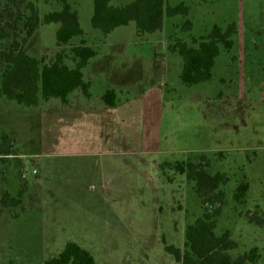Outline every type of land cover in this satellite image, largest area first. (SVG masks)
<instances>
[{
    "label": "rangeland",
    "instance_id": "374dc122",
    "mask_svg": "<svg viewBox=\"0 0 264 264\" xmlns=\"http://www.w3.org/2000/svg\"><path fill=\"white\" fill-rule=\"evenodd\" d=\"M28 1L40 15L60 9L58 0H0V9L23 10ZM68 1L97 53L83 69L90 104L112 90L109 118L116 127L92 116L90 128L78 131L70 111L51 108L58 99L25 107L0 98V150L3 134L9 147L0 154V264H38L68 241L88 250L96 264H178L164 246L184 250L186 226L203 210L194 184L173 166L201 156L211 172L229 177L215 234L229 232L238 245L233 257L256 247L255 264H264V225L246 218L264 217V0H167L184 2L188 15L165 16L160 31L141 36L132 23L103 35L90 24L92 0ZM186 19L192 26L184 31ZM232 23L233 45L220 46L211 79L183 84L182 59L168 46L192 45L214 25ZM57 27L41 24L24 45L27 53L51 58L60 50ZM65 63L73 66L69 58ZM72 97L86 96L77 88ZM242 180L249 187L236 203Z\"/></svg>",
    "mask_w": 264,
    "mask_h": 264
},
{
    "label": "trees",
    "instance_id": "16d2710c",
    "mask_svg": "<svg viewBox=\"0 0 264 264\" xmlns=\"http://www.w3.org/2000/svg\"><path fill=\"white\" fill-rule=\"evenodd\" d=\"M58 1L60 9L43 15L39 14L31 1L25 4L23 10L18 7L14 11L8 4L0 9V46L3 41L9 40L6 47L0 48V98L25 107H33L49 99H59L62 103H67L69 94L77 88L84 96H89V82L83 79V69L97 53L83 38L84 31L80 25L78 11L68 0ZM188 12L189 6L184 2L171 5L167 0H130L123 5H113L111 0H92L90 24L92 28L107 35L116 27L132 23L136 35L141 36L160 31L165 16H187ZM6 18L8 22L4 21ZM11 18L13 24L9 23ZM16 20L21 22V27L18 28L21 36L15 33ZM49 23L58 25L55 31V44L60 50L48 60L45 57L39 58L28 54L24 47L27 40L41 24ZM191 26V21L186 19L182 30H190ZM235 32L236 27L233 23L227 25L225 29L214 25L206 36L192 39V45L181 40L170 44L169 51L177 52L182 59L180 81L191 86L210 80L220 46L224 49L231 48L233 45L231 37ZM66 58L72 61L73 66L65 63ZM101 99L109 107L115 105L112 90H106ZM2 138L3 147L0 154L7 155L9 147L7 149L4 147L8 136L3 134ZM173 169L185 174L187 181L194 184V191L199 197L203 212L193 223L186 226L184 250L164 242L165 251L178 264H255L258 259L256 247L233 257L230 251L236 249L238 245L229 238V232L226 230L216 235L214 231L224 199L221 187L229 177L222 172H211L205 156H201L200 161L196 162L189 160L178 162ZM248 187L246 180L239 182L233 195L236 203L244 202ZM7 196V193L2 195V203H5ZM246 218L250 223L264 225V217L247 213ZM38 264H96V262L88 250L73 241H68L57 256Z\"/></svg>",
    "mask_w": 264,
    "mask_h": 264
},
{
    "label": "crops",
    "instance_id": "0c3cea01",
    "mask_svg": "<svg viewBox=\"0 0 264 264\" xmlns=\"http://www.w3.org/2000/svg\"><path fill=\"white\" fill-rule=\"evenodd\" d=\"M71 98V97H70ZM73 101L70 99L67 103H56L51 107L54 111H70V117L72 119L71 123L75 124L78 131L90 128L89 121L92 116L93 120L103 122L106 128L114 126L116 127L115 121L110 117L111 109L101 101V97H97V102L90 104L91 97H72ZM59 100V99H58ZM66 106V107H65ZM92 129V128H91ZM104 129V128H102ZM100 128V132L103 133Z\"/></svg>",
    "mask_w": 264,
    "mask_h": 264
},
{
    "label": "built area",
    "instance_id": "2783aa9c",
    "mask_svg": "<svg viewBox=\"0 0 264 264\" xmlns=\"http://www.w3.org/2000/svg\"><path fill=\"white\" fill-rule=\"evenodd\" d=\"M35 172H36L35 169H33V170H32V173H35Z\"/></svg>",
    "mask_w": 264,
    "mask_h": 264
}]
</instances>
